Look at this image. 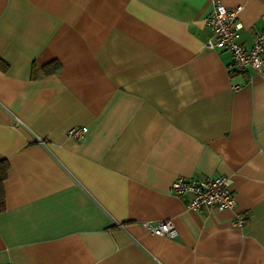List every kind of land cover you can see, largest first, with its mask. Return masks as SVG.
<instances>
[{"label": "crops", "instance_id": "obj_1", "mask_svg": "<svg viewBox=\"0 0 264 264\" xmlns=\"http://www.w3.org/2000/svg\"><path fill=\"white\" fill-rule=\"evenodd\" d=\"M214 1L264 30V0H0V264H264V75L207 46ZM219 175L233 209L169 191Z\"/></svg>", "mask_w": 264, "mask_h": 264}, {"label": "built area", "instance_id": "obj_2", "mask_svg": "<svg viewBox=\"0 0 264 264\" xmlns=\"http://www.w3.org/2000/svg\"><path fill=\"white\" fill-rule=\"evenodd\" d=\"M241 8V6L227 8L220 1L213 2L210 13L204 17L205 23L212 30L207 46L231 55V72L248 73L253 70L264 75V30L253 36L250 45L241 42V23L238 19ZM234 88H239V85H234ZM86 130L87 127L84 125L72 126L67 130V135L81 139ZM169 191L181 198L186 210L189 211L233 209L236 206V199L231 190V179L222 175L202 178L177 176L171 181ZM243 221L244 216L236 213L233 225H241ZM141 224L156 235L169 238L177 235V229L170 219L144 221Z\"/></svg>", "mask_w": 264, "mask_h": 264}, {"label": "trees", "instance_id": "obj_3", "mask_svg": "<svg viewBox=\"0 0 264 264\" xmlns=\"http://www.w3.org/2000/svg\"><path fill=\"white\" fill-rule=\"evenodd\" d=\"M52 68H45L44 73L48 74L51 71H55L59 68L58 62L52 61ZM7 176V162L5 160H0V211L5 207V197H4V186L3 182Z\"/></svg>", "mask_w": 264, "mask_h": 264}]
</instances>
